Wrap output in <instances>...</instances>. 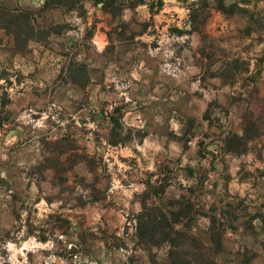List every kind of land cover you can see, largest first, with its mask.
I'll use <instances>...</instances> for the list:
<instances>
[{
  "label": "rangeland",
  "instance_id": "1",
  "mask_svg": "<svg viewBox=\"0 0 264 264\" xmlns=\"http://www.w3.org/2000/svg\"><path fill=\"white\" fill-rule=\"evenodd\" d=\"M238 3L82 0L25 51L1 33L0 264H264V7ZM173 200L185 236L144 243Z\"/></svg>",
  "mask_w": 264,
  "mask_h": 264
},
{
  "label": "trees",
  "instance_id": "2",
  "mask_svg": "<svg viewBox=\"0 0 264 264\" xmlns=\"http://www.w3.org/2000/svg\"><path fill=\"white\" fill-rule=\"evenodd\" d=\"M101 1V0H100ZM66 8L68 10H79L83 8L82 0H45L39 8L30 6L4 4L0 0V39L3 31L11 35L14 41V47L18 52L25 51L31 41H40L44 37L53 33H59L56 29L59 24H52L46 28L40 18L44 12L54 8ZM115 119V117H112ZM248 128H245L244 135L233 134L230 141L238 139L243 147L241 151L247 150V140L251 137L248 134ZM173 209L161 212L158 218H147L145 213L139 217L138 234L139 238L146 244H157L159 242H174L178 245L173 235L185 236V233L175 229L174 224L179 223L187 217L190 208V202L184 200L171 201ZM216 223V217H211L212 230ZM218 239L224 234V230L216 233ZM175 251H172V255ZM180 254V253H179ZM180 264H192L191 261L182 260Z\"/></svg>",
  "mask_w": 264,
  "mask_h": 264
},
{
  "label": "crops",
  "instance_id": "3",
  "mask_svg": "<svg viewBox=\"0 0 264 264\" xmlns=\"http://www.w3.org/2000/svg\"><path fill=\"white\" fill-rule=\"evenodd\" d=\"M238 4L245 7H264V0H239Z\"/></svg>",
  "mask_w": 264,
  "mask_h": 264
}]
</instances>
